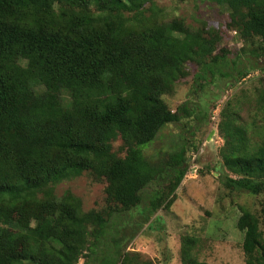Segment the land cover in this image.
Segmentation results:
<instances>
[{"label":"trees","instance_id":"1","mask_svg":"<svg viewBox=\"0 0 264 264\" xmlns=\"http://www.w3.org/2000/svg\"><path fill=\"white\" fill-rule=\"evenodd\" d=\"M150 1L0 0V264L91 259L119 239L114 218L137 208L145 188L165 178L143 146L186 108L172 110L164 95L190 74V61L200 62L196 77L202 79L227 56L214 30L166 20L155 7L145 17ZM211 1L228 11L229 29L255 45L252 58L239 55L233 73L244 78L264 70V0ZM258 103L264 112V92ZM240 119L226 108L218 124L224 166L237 175H227L225 185L264 194V124L254 141L253 126ZM119 137L124 156L113 150ZM168 167V191L156 190L152 212L173 204L188 170L186 151ZM86 170L107 183L106 208L85 211L70 191L55 193L61 181ZM241 209L237 228L244 234L245 262L264 264L259 219ZM197 246L195 236H182V264H208ZM115 264L153 262L127 251Z\"/></svg>","mask_w":264,"mask_h":264},{"label":"rangeland","instance_id":"2","mask_svg":"<svg viewBox=\"0 0 264 264\" xmlns=\"http://www.w3.org/2000/svg\"><path fill=\"white\" fill-rule=\"evenodd\" d=\"M153 7L163 12L166 20L182 19L189 25L214 30L221 38L218 49L226 50L227 58L218 71L210 73L212 68H207V76L202 79L196 77L202 68L200 62L190 61V74L176 84L173 92L164 95L172 110L183 105L186 108L181 109L178 122L165 125L153 142L143 146L145 156L164 169L165 178L145 188L143 202L137 208L114 218V235L119 238L116 243L103 246L91 259L84 255L77 264H115L127 251L139 253L153 264H182L181 238L185 234L198 239L195 252L208 264H246L244 234L237 228V221L241 207L251 211L258 217L264 236V194L254 195L225 185L227 175H237L224 166V139L218 124L222 111L232 108L244 124L253 126L249 135L254 141L260 139L258 133L263 130H257L264 124V112L258 110V98L264 92V70H250L244 78L233 73L241 63L239 55L252 58L249 50L255 45L245 42L237 30L229 29L228 11L211 0H151L143 8L145 17L151 15ZM132 15L125 16L130 19ZM259 62L264 63L263 58ZM122 145L120 137L113 143V150L120 156L125 154ZM183 150L188 170L173 194L174 202L169 208L162 206L152 212L150 199L159 188L168 191V163ZM106 186L105 181H98L86 170L61 181L55 193L62 196L70 191L82 200L85 211L101 210L108 206Z\"/></svg>","mask_w":264,"mask_h":264}]
</instances>
